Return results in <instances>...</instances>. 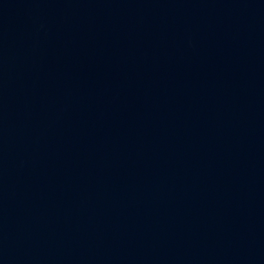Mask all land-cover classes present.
Here are the masks:
<instances>
[{
    "label": "water",
    "instance_id": "95a60500",
    "mask_svg": "<svg viewBox=\"0 0 264 264\" xmlns=\"http://www.w3.org/2000/svg\"><path fill=\"white\" fill-rule=\"evenodd\" d=\"M0 264H264V0H0Z\"/></svg>",
    "mask_w": 264,
    "mask_h": 264
}]
</instances>
